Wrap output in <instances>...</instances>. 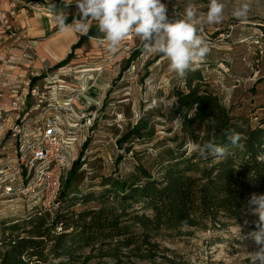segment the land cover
Segmentation results:
<instances>
[{
  "label": "trees",
  "instance_id": "obj_1",
  "mask_svg": "<svg viewBox=\"0 0 264 264\" xmlns=\"http://www.w3.org/2000/svg\"><path fill=\"white\" fill-rule=\"evenodd\" d=\"M59 1L27 0L48 10ZM87 35L55 66L67 64L88 37L103 39L96 28ZM180 80L181 87L170 93L167 124L177 122L175 130L165 129L158 141L156 125L163 115L151 109L127 124L115 141L136 160V145H152L154 169L138 161L126 175L102 176L98 191H82L84 173L76 161L64 175L55 212L26 207L25 217L17 214L20 210L0 215V264H179L162 246L165 240L226 229L232 222L242 232L255 230L258 216L252 217L255 205L248 200L253 193L264 194V117L252 123L234 116L200 70L189 69ZM230 131L241 135L238 146L229 142ZM212 140L225 149L223 156L186 151L189 142Z\"/></svg>",
  "mask_w": 264,
  "mask_h": 264
},
{
  "label": "rangeland",
  "instance_id": "obj_2",
  "mask_svg": "<svg viewBox=\"0 0 264 264\" xmlns=\"http://www.w3.org/2000/svg\"><path fill=\"white\" fill-rule=\"evenodd\" d=\"M19 1L9 5L10 11H0L4 16L1 20L4 30H7L6 34L14 33L15 39L20 38L22 42H18L25 44L23 48L18 46L20 51L17 56L21 60L18 59V64H13L18 66L14 80L17 86L9 89L27 90L24 83L30 86L33 82L32 86L39 87L48 96L58 94L62 98L79 94V100L75 101L74 106L79 139L69 152L65 173L79 160L82 163L80 171L84 173L85 180L81 190L93 187L94 191H98L102 176L126 175L138 161L144 168L152 171V145L147 148L136 145L134 149L139 152L136 160L131 155L123 154L115 141L125 131L127 124L134 123L143 112L151 109L163 115L161 122L156 125L158 141L166 136L165 129L175 130L177 122L167 124L173 103L170 93L173 87H181V80L170 69L169 60L163 54L146 52L142 42L134 34L121 41L114 52L109 50L106 40L88 37L67 64L57 67V62L43 61L40 70L36 64L37 61L41 62L37 54L39 39H31L28 27L20 22L32 18L37 20L39 25L36 26H40V19L47 20L46 17L50 16V35L53 36L60 29L57 21L59 14L63 13L67 19L70 17L73 23L80 19V13L74 2L69 5L70 0H60L52 10L36 2ZM162 2L167 5L170 18L178 19L183 18L189 4L194 7L198 17H203L209 0ZM220 2L224 4L222 22H203L198 25L199 34L206 41L209 51L204 60L194 64L190 70L201 71L209 84V90L231 108L234 116H245L256 123L264 117V0ZM245 3L249 5V12L247 19L241 21L233 13ZM15 18L18 22L11 23ZM91 28L98 29L96 21H90ZM66 32L68 31H65V35H68ZM71 32L75 42L80 37L88 36ZM69 43L70 40L66 42V46ZM134 53L138 54L129 62ZM23 54L26 56L23 57ZM27 59L33 62L32 65L23 62ZM57 81H63L64 84ZM45 83L48 90H42ZM59 86L63 88L62 91H57ZM1 88L7 89L6 86ZM6 99L0 108L10 106V97L6 96ZM82 113L85 114L84 118ZM12 116V113L2 114L0 121H10ZM86 142L87 146L83 148ZM119 155H122L121 159L117 158ZM12 204H0V215H7L8 207ZM25 211L26 209L20 210L17 214L28 216ZM253 215L252 217H257ZM247 233L249 232H242V228L232 222L226 229L195 232L190 238L167 239L162 246L172 252L168 255L175 257L173 261L179 264H253L254 242L245 238Z\"/></svg>",
  "mask_w": 264,
  "mask_h": 264
},
{
  "label": "built area",
  "instance_id": "obj_3",
  "mask_svg": "<svg viewBox=\"0 0 264 264\" xmlns=\"http://www.w3.org/2000/svg\"><path fill=\"white\" fill-rule=\"evenodd\" d=\"M26 88L12 92L10 106L0 108V119L2 114L13 115L10 121H0V204L13 203L8 211L37 207L52 214L60 204L69 152L79 139L74 114L79 94L61 98L37 86Z\"/></svg>",
  "mask_w": 264,
  "mask_h": 264
},
{
  "label": "clouds",
  "instance_id": "obj_4",
  "mask_svg": "<svg viewBox=\"0 0 264 264\" xmlns=\"http://www.w3.org/2000/svg\"><path fill=\"white\" fill-rule=\"evenodd\" d=\"M75 3L80 19L66 23L67 16H57L61 31H76L87 35L90 21H96L103 40L108 42L110 51L117 47L129 35H135L149 53L163 54L169 60L170 69L183 77L196 63L202 62L209 51L206 41L199 34L198 25L220 23L223 20L224 4L220 0H209L207 12L198 17L194 7L189 4L183 18L171 19L167 5L162 0H70ZM249 12L247 3L238 7L233 15L238 20H246ZM229 142L238 146L242 139L235 131L226 132ZM189 154L193 152L207 158L212 155L221 157L225 149L214 140L197 145L189 142L186 146ZM248 204L253 214L258 216L255 230L247 233V239L254 242L252 250L253 264H264V194H251Z\"/></svg>",
  "mask_w": 264,
  "mask_h": 264
},
{
  "label": "crops",
  "instance_id": "obj_5",
  "mask_svg": "<svg viewBox=\"0 0 264 264\" xmlns=\"http://www.w3.org/2000/svg\"><path fill=\"white\" fill-rule=\"evenodd\" d=\"M18 3L20 2L19 0H0V11H8L9 10V5L11 3L15 4V2ZM27 2V0H23ZM52 0H49L46 2L43 0L44 3H49ZM31 3V2H29ZM37 3V2H36ZM41 4V3H39ZM42 5V4H41ZM45 8V7H44ZM10 11V10H9ZM17 18V15H16ZM14 19L11 23H16L18 22V19ZM46 19H40V26L37 23L36 19H26L23 20L22 23L24 27H28V35L30 36L31 39H39L38 45L39 47L37 48V54L39 55L41 62L37 61V66L42 70L43 66V61L50 62L51 60L53 62H59L60 60H63L69 53L68 50H70V47L75 43V38L73 37L72 32L69 31L66 32L58 29V32H56L55 35H50L51 32V22H50V16L46 17ZM60 30V31H59ZM7 31V30H6ZM6 31L4 30V24L3 20H1V13H0V105L2 103H5L6 101V96L10 97L12 99V94L10 92H21L22 90H16L14 91L13 89L9 88H15L17 86L15 83H17L15 80V76L17 75V69L18 66H14L13 64H18V56L17 52L20 51L18 50V46L23 48L25 44H21L18 41H21L19 39H15V35L12 32H8L6 34ZM13 34V35H12ZM71 34V35H70ZM69 38V39H67ZM74 38V39H73ZM70 40V43L66 46V42ZM64 43L62 44V42ZM22 42V41H21ZM58 46V47H57ZM70 46V47H69ZM24 55V54H23ZM29 55V54H28ZM22 57V56H21ZM31 58V56H29ZM21 60V59H19ZM28 60V61H27ZM23 60V62H28L29 64L32 65V61L29 59ZM30 66V65H29ZM19 82V81H18ZM19 84V83H18ZM27 87V83H24ZM2 86H6L7 89L1 88ZM7 90V91H5ZM5 91V92H4ZM10 91V92H9ZM10 93V94H9ZM2 106V105H1Z\"/></svg>",
  "mask_w": 264,
  "mask_h": 264
}]
</instances>
